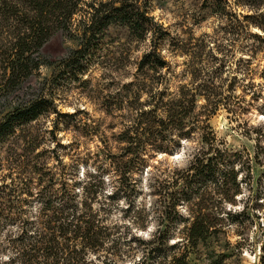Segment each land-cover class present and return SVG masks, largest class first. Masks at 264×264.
Listing matches in <instances>:
<instances>
[{"label":"rangeland","instance_id":"rangeland-1","mask_svg":"<svg viewBox=\"0 0 264 264\" xmlns=\"http://www.w3.org/2000/svg\"><path fill=\"white\" fill-rule=\"evenodd\" d=\"M125 1L136 3L152 17V31L147 38H138L127 26L117 22L90 42L86 56H78L72 51L82 41L69 39L59 30L40 52L33 54L35 61L45 63L7 96L13 106L39 97L52 100L47 106L51 111H44L36 125L45 136L39 139L42 144L34 153L39 155L32 165L38 161L36 167L48 179H53L51 184L57 189L66 179L75 182L80 177L97 184L99 175L105 178L109 192L121 191L124 185L130 187L128 195L122 187L121 195L112 201L101 194L103 204L112 203L116 208L110 221L119 225L115 237L121 239L117 251L122 257L131 254L138 260L142 256V264H172L174 256L181 255H187V264H264V42L249 37L243 41L233 34L238 26L236 14L246 13L247 8L237 5L241 0ZM225 1L229 3L227 11L235 13L231 17L212 12V3L221 9ZM228 25L231 33L226 31ZM7 32V27L0 25V39ZM5 43L0 42V88L11 54ZM154 47L159 48L166 66L159 68L163 69L164 78L160 72L152 73L151 81L162 79V88L175 90L180 84L193 81L198 85L204 80L219 87L218 98L223 101L210 123L218 139L234 153V166H220L205 178H198L190 161L195 153L207 149L198 134L180 139L178 146L172 142V154L154 151L148 162L142 158L143 143L134 140L128 144L120 137L132 115L128 101L134 102L136 98L135 93H128L125 85L138 69H152L141 67L140 62ZM243 53H251L252 61H243ZM245 64L248 69H244ZM187 70H198L203 79H191ZM244 70L249 75H244ZM145 98L144 95L141 101ZM4 99V93L0 92V115H3ZM54 106L60 113L72 115H59ZM46 127L55 128L56 133H45ZM21 152L19 149L18 153ZM8 155L0 147V160L11 156L0 170V182L11 181L5 174L14 171L9 165L19 157ZM232 167L238 176V192L233 195V201H223L225 194L219 183ZM123 172L127 173L126 177ZM154 178L159 181L163 196L154 190ZM166 191L180 198L192 194L191 209L198 213L202 204L203 211L210 214V223L221 229L219 234L210 235L196 247L188 245L181 238L184 235L177 233L185 222L175 224L174 213H165ZM187 205L181 202L179 207L184 219L190 216ZM38 207L34 202L27 212L38 215ZM221 207L223 217L219 218L215 210ZM148 217V225L138 227ZM158 221L164 230L163 242L126 241L131 235L148 241L153 239ZM153 246L159 248L161 256L152 255ZM85 257L90 264H103L93 252ZM118 264L130 263L127 259Z\"/></svg>","mask_w":264,"mask_h":264},{"label":"trees","instance_id":"trees-1","mask_svg":"<svg viewBox=\"0 0 264 264\" xmlns=\"http://www.w3.org/2000/svg\"><path fill=\"white\" fill-rule=\"evenodd\" d=\"M237 5L247 8V12L236 14L238 26L233 34H237L243 41L249 37L263 43L264 0H241ZM214 6L212 3V12L221 13L224 17L235 14L227 11L228 1H225L221 9ZM151 21L152 17L147 10L125 0H0V25L6 26L8 30L0 42L5 41V47L11 49L2 73L4 83L0 88L5 96L4 110L1 111L3 115H0V147L9 155L19 156L9 165L14 171L5 174L6 179L12 178L11 181L0 182V264H90L88 257H85L89 252L97 255L103 264H118L127 259L130 264H142L144 261L142 256L138 260L131 254L122 257L117 251L121 239L115 237V232L119 225L110 221L116 208L112 203L101 202V194H104L106 200L112 201L121 195L122 187L128 195L130 187L124 185L120 187L121 191L109 192L105 188V178L99 175L97 184L86 182L80 177L75 182L66 179L57 189L51 184L53 179H48L36 167L38 161L34 165L31 163L39 155L34 154L42 144L39 139L45 136L41 135L36 125L44 111H51L47 106L52 104V100L39 97L13 106L7 96L34 69L45 63L35 61L33 54L40 52L59 30L67 34L69 39L82 41L72 54L86 56L90 42L112 24L123 23L138 38H147L152 31ZM252 27L258 30L252 31ZM225 28L227 33H231L229 25ZM158 50L154 47L146 52L140 62L141 67L151 66L152 69H138L134 78L125 85L128 93H135L136 98L134 102L128 101L132 115L120 137L128 144L134 140L143 143L145 155L142 158L148 162L149 155L154 151L172 154V142L175 141L178 146L180 139L198 134L202 143L207 144L206 151L195 153L190 161L191 169L198 178H205L214 168L234 166V153L218 139L210 123L223 101L218 98L221 94L219 87L204 80V83L198 85L193 81L180 84L175 90L162 88V79L151 81L152 73L160 72L164 78L161 72L163 69L159 68L165 67L166 62ZM243 54V61H252L251 53ZM2 60L5 62V59ZM246 66L244 69H248ZM186 73L191 74V79H203L198 70H187ZM245 74L249 75V72L244 70ZM144 95L146 98L141 101ZM53 110L59 115H72L60 113L55 106ZM44 132L54 134L56 129L46 127ZM19 149L22 150L20 154ZM10 159L11 156L0 160V170L6 166L5 160L8 162ZM122 174L126 177L127 173ZM34 175H37L36 179ZM237 180L235 168L224 173L219 183L225 194L223 201H233V195L238 192ZM152 186L159 195H164L157 179L154 178ZM189 188V192H192V186ZM165 194L168 200L165 213H174L172 219L175 224L185 222V226L177 233L184 235L181 238L188 245L196 247L210 235L219 234L221 229L210 223V214L203 211L202 204L198 213L191 209L192 194L187 193L182 198L170 191ZM34 202L39 205L38 215L27 212L31 210L27 208H31ZM181 202L187 203L190 208V216L186 219L179 211ZM222 211V207L215 210L219 218L223 217ZM148 219L142 225L138 223V227H146ZM160 222H157L158 228L153 239L148 241L131 235L126 241L140 244L163 242L164 230ZM167 239L169 241L170 237ZM151 250L155 257L161 256L157 246ZM186 259L187 255L174 256L172 264H187Z\"/></svg>","mask_w":264,"mask_h":264}]
</instances>
